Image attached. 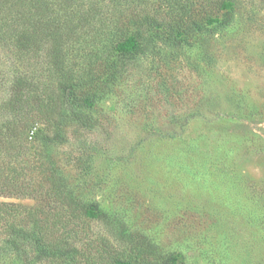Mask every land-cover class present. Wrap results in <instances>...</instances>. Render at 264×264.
<instances>
[{
    "label": "rangeland",
    "instance_id": "obj_1",
    "mask_svg": "<svg viewBox=\"0 0 264 264\" xmlns=\"http://www.w3.org/2000/svg\"><path fill=\"white\" fill-rule=\"evenodd\" d=\"M231 1L226 26L195 31L180 47L156 38L80 117L23 113L27 156L44 169L55 161L76 200L49 209L47 222L48 241L78 248L73 264H113L136 248L174 264H264V0ZM14 57L0 39V121L19 72L40 93L49 86L42 56L24 66ZM55 132L64 141L47 153L42 137ZM91 202L107 217L85 216ZM28 251L31 264H59ZM0 264H16L15 254L0 250Z\"/></svg>",
    "mask_w": 264,
    "mask_h": 264
},
{
    "label": "trees",
    "instance_id": "obj_2",
    "mask_svg": "<svg viewBox=\"0 0 264 264\" xmlns=\"http://www.w3.org/2000/svg\"><path fill=\"white\" fill-rule=\"evenodd\" d=\"M141 3L154 4V13L147 12L148 6L139 8ZM231 8V0H0V39L11 44L18 64L33 63L40 55L49 71V86L41 93L37 81L27 72H19L11 83V95L5 104L8 109L2 107L9 116L0 121V196H28L37 202L29 206L0 200L2 253H14L16 264H31L28 247L35 246L38 258L73 264L78 251L73 242L66 240L64 245L47 240L49 209L57 205H63V210L65 206L71 209L76 200L55 161L44 169L27 156L32 125L23 113L38 110L64 116L68 109L80 117L78 108L93 106L104 98L125 71L127 62L145 54L147 45L156 38L180 47L192 40L195 31L226 26ZM159 15L170 20L165 23ZM75 58L81 62H75ZM86 67V72L81 73ZM55 87L61 91L59 98ZM196 115H200L199 110ZM187 119L179 127H184ZM34 136L41 134L37 131ZM43 139L41 147L49 153L52 144L64 141V135L55 132ZM3 156L6 160L2 162ZM83 211L85 216L107 217L96 202L84 204ZM152 251L136 248L131 255L114 257L112 262L177 261H160Z\"/></svg>",
    "mask_w": 264,
    "mask_h": 264
}]
</instances>
